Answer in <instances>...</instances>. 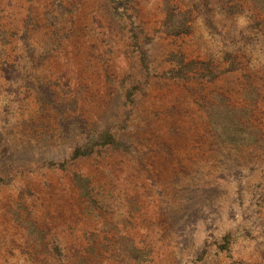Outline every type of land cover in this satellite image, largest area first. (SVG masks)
Wrapping results in <instances>:
<instances>
[{
    "label": "rangeland",
    "instance_id": "374dc122",
    "mask_svg": "<svg viewBox=\"0 0 264 264\" xmlns=\"http://www.w3.org/2000/svg\"><path fill=\"white\" fill-rule=\"evenodd\" d=\"M164 1L0 0V264H264V12L170 0L191 11L171 36ZM179 51L234 67L172 79ZM217 94L248 141L212 130ZM69 116L128 149L50 165L85 143L63 135Z\"/></svg>",
    "mask_w": 264,
    "mask_h": 264
},
{
    "label": "trees",
    "instance_id": "16d2710c",
    "mask_svg": "<svg viewBox=\"0 0 264 264\" xmlns=\"http://www.w3.org/2000/svg\"><path fill=\"white\" fill-rule=\"evenodd\" d=\"M254 4L262 12H264V0H254ZM163 11L165 18L163 19V26L168 35L180 36L183 34H189L191 32V11L181 10L177 5L170 2V0L164 1ZM135 41L136 35L134 36ZM28 50L33 54V47L27 42ZM143 60L146 59L145 52H143ZM175 67L169 72L165 73V76L172 79L184 78V79H206L214 80L222 73L229 72L232 67L221 69L217 64H214L211 60H197L188 59L183 51L173 55ZM216 102L214 103L212 110L208 111L209 120L212 126V130L223 141L230 143H244L248 141L247 133L244 132L249 129L245 126V121L240 117L241 109L239 106L232 104L224 94H217L215 96ZM54 103V102H52ZM64 114V113H63ZM63 135L66 138H74L78 135H85V143L79 145L73 150L70 158L66 159L60 164H50L52 166H59L65 169L69 162L77 160L82 157H88L95 153V151L104 148L112 147L114 149H128V146L120 141L113 133L106 130L102 133L95 134L89 132L86 127V122L78 116L64 117ZM254 127V126H253ZM255 128V127H254ZM252 131V130H251ZM253 143V142H251ZM75 186L80 191V196L90 204H96L97 201L93 195L91 180L89 177L75 173L73 177ZM132 249V257L138 253L136 246L130 245Z\"/></svg>",
    "mask_w": 264,
    "mask_h": 264
}]
</instances>
